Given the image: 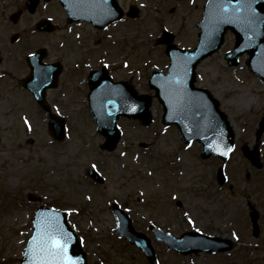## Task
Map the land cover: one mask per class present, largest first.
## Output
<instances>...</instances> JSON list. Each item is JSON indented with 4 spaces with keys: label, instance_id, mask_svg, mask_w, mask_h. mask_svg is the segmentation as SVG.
Listing matches in <instances>:
<instances>
[{
    "label": "rangeland",
    "instance_id": "obj_1",
    "mask_svg": "<svg viewBox=\"0 0 264 264\" xmlns=\"http://www.w3.org/2000/svg\"><path fill=\"white\" fill-rule=\"evenodd\" d=\"M24 1L0 0V45L15 66L16 89L12 104L0 99V264L20 263L40 206L68 213L89 264H150L141 250L114 233L115 202L136 230L151 239L158 257L155 264H264V168L252 167L240 151L243 144L251 149L256 145L255 134L264 118V84L249 73L246 59L239 68L227 66L225 54L234 46L231 34L222 50L201 64L197 80V86L219 100L236 130L237 148L225 165L202 160L197 144L184 146L178 130L162 124L157 100L153 126L123 120L120 146L103 151L104 138L86 103L88 89L79 87L89 70L107 63L115 79L132 80L140 94L153 95L147 85L152 70L166 72L169 65L165 47L156 40L166 29L178 46H196L204 0H122L125 8H139L140 18L105 32L87 24L70 25L57 2H41L35 14L23 10L15 25L11 16ZM47 18L57 29L40 33L37 24ZM15 34L19 39L12 43ZM42 48L49 62L61 61L65 67L62 89L48 97L69 119L68 137L62 143L53 140L46 118L21 94L17 82L26 73L25 58ZM21 108L28 122H23ZM259 149L264 164V135ZM222 166L224 186L216 178ZM89 169L100 172L105 184L90 180ZM250 205L260 212L259 238L252 234ZM151 224L176 237L198 231L233 240L237 247L223 255L179 257L154 239Z\"/></svg>",
    "mask_w": 264,
    "mask_h": 264
},
{
    "label": "water",
    "instance_id": "obj_2",
    "mask_svg": "<svg viewBox=\"0 0 264 264\" xmlns=\"http://www.w3.org/2000/svg\"><path fill=\"white\" fill-rule=\"evenodd\" d=\"M58 1L69 13L71 21L93 20L100 27L119 19L122 14L115 0L108 1V5L105 0ZM38 2V0L29 1L28 6L31 12L36 10ZM110 9L112 11L108 13L107 10ZM135 16L132 14V17ZM199 28L201 29L199 46L194 51H184L176 46L168 47L166 54L171 61L168 75L163 76L161 73L154 72L150 79V87L157 92V97L163 105V122L168 126L176 125L181 132L183 142L190 144L197 141L202 146L203 159L215 156L228 161L234 149V130L227 116L220 110L219 102L208 91L195 87L196 68L202 60L220 50L226 33L232 31L236 36V43L233 51L226 54L228 64L238 66L241 57L248 55L249 70L264 82V0H208ZM52 29L49 22L40 25V30L51 31ZM167 41H170V37L165 34L160 42ZM44 57V51H40L29 59L32 67L30 88L41 91L38 92L41 102L44 100V92L47 88L57 87V80L61 73L58 65H43ZM102 82L95 77L92 79L89 106L99 132L107 139L104 148L113 150L120 140L121 134L118 129L120 117L138 119L143 125H150L153 121L150 112L152 100L149 96H139L126 83L114 84L111 80L109 84ZM34 89L32 90L35 92ZM46 114L49 118V130L55 139L64 140L65 121L53 116L48 108H46ZM263 133L264 120L260 124L258 138ZM224 152H228V155H224ZM243 152L255 166L262 167L257 148L250 151L245 146ZM222 174L221 170L220 178ZM89 175L97 182H103L96 172L89 171ZM114 212L118 223V229L115 232L141 248L148 259L154 262L155 252L148 237L135 231L132 220L119 207L115 206ZM252 218L256 223L257 216L252 215ZM45 220L59 222L60 227L72 237L69 253L74 259H78L79 264H88L83 244L69 225L66 214L46 207H41L36 213L33 235L28 242L21 264H32V257L29 254L32 248L31 241L37 233V225L43 224ZM152 230L158 241L166 243L169 248L183 255L225 252L232 249L229 241L201 234L186 233L180 238H175L155 227H152Z\"/></svg>",
    "mask_w": 264,
    "mask_h": 264
},
{
    "label": "snow or ice",
    "instance_id": "obj_3",
    "mask_svg": "<svg viewBox=\"0 0 264 264\" xmlns=\"http://www.w3.org/2000/svg\"><path fill=\"white\" fill-rule=\"evenodd\" d=\"M223 154L228 155V152ZM71 239V235L56 220H45L43 224L37 225V233L29 250L32 264H79L78 259L69 253Z\"/></svg>",
    "mask_w": 264,
    "mask_h": 264
},
{
    "label": "flooded vegetation",
    "instance_id": "obj_4",
    "mask_svg": "<svg viewBox=\"0 0 264 264\" xmlns=\"http://www.w3.org/2000/svg\"><path fill=\"white\" fill-rule=\"evenodd\" d=\"M3 62L2 58L0 57V63ZM2 79H4V83H1L0 85V94H5V86L6 85H11L14 81L11 79V74L8 72L3 73ZM22 83V82H21ZM13 86V85H12Z\"/></svg>",
    "mask_w": 264,
    "mask_h": 264
}]
</instances>
